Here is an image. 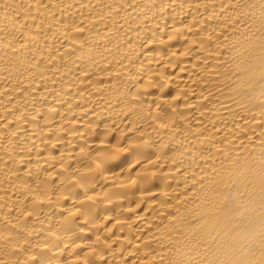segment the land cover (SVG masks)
Listing matches in <instances>:
<instances>
[{
	"label": "bare ground",
	"instance_id": "6f19581e",
	"mask_svg": "<svg viewBox=\"0 0 264 264\" xmlns=\"http://www.w3.org/2000/svg\"><path fill=\"white\" fill-rule=\"evenodd\" d=\"M0 264H264V0H0Z\"/></svg>",
	"mask_w": 264,
	"mask_h": 264
}]
</instances>
